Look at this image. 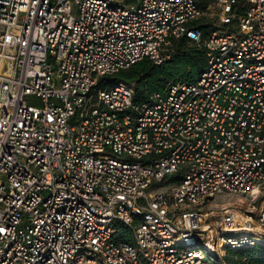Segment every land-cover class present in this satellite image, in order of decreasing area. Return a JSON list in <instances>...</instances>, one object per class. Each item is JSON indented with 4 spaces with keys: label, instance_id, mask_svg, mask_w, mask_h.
<instances>
[{
    "label": "built area",
    "instance_id": "obj_1",
    "mask_svg": "<svg viewBox=\"0 0 264 264\" xmlns=\"http://www.w3.org/2000/svg\"><path fill=\"white\" fill-rule=\"evenodd\" d=\"M182 38L197 81L143 104L111 81ZM261 195L264 0L0 2V264H228L264 200L252 231L206 205Z\"/></svg>",
    "mask_w": 264,
    "mask_h": 264
},
{
    "label": "trees",
    "instance_id": "obj_2",
    "mask_svg": "<svg viewBox=\"0 0 264 264\" xmlns=\"http://www.w3.org/2000/svg\"><path fill=\"white\" fill-rule=\"evenodd\" d=\"M201 27L205 35L209 33L208 28ZM173 49L171 57L160 65L144 59L110 79L134 86V102L137 104L147 102L151 94L164 90L170 83L197 81L207 66L206 51L186 38L176 40ZM116 228L120 230L118 240L132 242V230L120 222L116 223ZM228 254L230 256L224 258L228 264H264V245L238 251L229 249Z\"/></svg>",
    "mask_w": 264,
    "mask_h": 264
},
{
    "label": "rangeland",
    "instance_id": "obj_3",
    "mask_svg": "<svg viewBox=\"0 0 264 264\" xmlns=\"http://www.w3.org/2000/svg\"><path fill=\"white\" fill-rule=\"evenodd\" d=\"M74 15L77 16L78 12L74 9ZM27 101L33 105H39L40 101L36 98H28ZM264 196L261 195L257 200L252 198L236 196L232 198L222 197L216 198L212 202L206 205L205 212H209L210 215L212 211L215 214H221L224 210L229 209L235 213L239 220V227H244L252 224L253 226H258L257 218L260 214ZM215 216H210L209 220L214 222ZM250 221V222H249ZM261 231V230H260ZM255 234L260 240L261 245H264V233ZM226 252V250H224ZM227 255L230 256L227 252Z\"/></svg>",
    "mask_w": 264,
    "mask_h": 264
},
{
    "label": "bare ground",
    "instance_id": "obj_4",
    "mask_svg": "<svg viewBox=\"0 0 264 264\" xmlns=\"http://www.w3.org/2000/svg\"><path fill=\"white\" fill-rule=\"evenodd\" d=\"M250 222V221H249ZM238 230H245V231H252V230H254L252 227H250V225H248V226H244L243 228H240V229H238ZM258 230H261V231H263V229H260V227H259V229ZM231 236V235H230Z\"/></svg>",
    "mask_w": 264,
    "mask_h": 264
},
{
    "label": "water",
    "instance_id": "obj_5",
    "mask_svg": "<svg viewBox=\"0 0 264 264\" xmlns=\"http://www.w3.org/2000/svg\"><path fill=\"white\" fill-rule=\"evenodd\" d=\"M0 2L9 3V0H0Z\"/></svg>",
    "mask_w": 264,
    "mask_h": 264
}]
</instances>
